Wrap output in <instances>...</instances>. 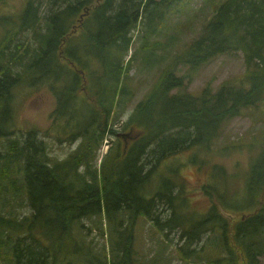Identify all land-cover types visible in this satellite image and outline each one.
I'll return each mask as SVG.
<instances>
[{
    "label": "trees",
    "instance_id": "obj_1",
    "mask_svg": "<svg viewBox=\"0 0 264 264\" xmlns=\"http://www.w3.org/2000/svg\"><path fill=\"white\" fill-rule=\"evenodd\" d=\"M96 1L28 0L20 27L32 32L31 41L11 50L0 47V109L11 111V92L19 84L50 83L57 100L53 115L78 116L72 137H82L76 152L58 161L51 160L36 129L22 138H7L6 152L0 150V254L8 257V264H59L60 251L74 250L68 244L76 220L103 213L111 218L126 210L131 220L112 250L113 260L93 254L90 264H132L133 227L141 214L165 234L178 233L186 260L200 252L196 244L218 231L223 254L193 264H262L264 145L251 161L247 178L246 194L255 209L233 224L217 204L202 216L184 211L187 203L173 177H164L151 196L143 191L161 161L196 145L210 149L225 123L264 100V0L212 1V17L200 36L178 53L123 124V129L136 127L139 132L127 147L117 145L115 153L110 151L100 179L90 161L107 133L117 134L112 124L119 112L114 117L113 111L131 94L123 81L134 59L132 54L125 62L132 32L143 24L147 34L154 35L168 10L185 0ZM45 2L47 10L42 8ZM76 24L83 36L72 43ZM144 38L143 51H148L147 35ZM232 52H242L247 65L238 83L229 81L217 90L208 86L199 95L180 91L185 82L176 75L180 66L199 68ZM90 58L102 65L99 81L96 72L84 66ZM174 89L178 91L172 93ZM10 134L0 128V140ZM83 165L91 179L79 171ZM219 168L228 182L226 169ZM9 206L13 208L5 211ZM19 206H27L31 214L20 217Z\"/></svg>",
    "mask_w": 264,
    "mask_h": 264
},
{
    "label": "rangeland",
    "instance_id": "obj_2",
    "mask_svg": "<svg viewBox=\"0 0 264 264\" xmlns=\"http://www.w3.org/2000/svg\"><path fill=\"white\" fill-rule=\"evenodd\" d=\"M212 1L214 0H185L183 6L173 5L152 36L147 34L143 24H138L132 32L133 44L125 62L132 54L134 59L129 71H125L123 81L124 87L130 89L131 94L128 100L125 99V103L113 111L114 117L119 112L116 121L113 120L112 124L117 134L107 133L90 161L91 170L97 172L99 179L102 175V162L108 160L111 152H116L117 145L121 146V149L127 145L122 136L125 134L133 138L139 132L136 127L123 129V124L130 119L138 103L156 86L161 75L172 66L178 53L200 36L203 26L212 17L214 6ZM27 3L28 0H0V17L3 18L0 19L1 48L8 45L5 49L11 50L16 44L31 41L32 32L20 27V17ZM95 5L97 4H93ZM47 7L45 2L42 8L47 10ZM77 31L73 34L72 43L79 42L83 36L82 31ZM146 35L150 47H146L148 51H143L146 46L144 38ZM98 62L92 58L89 62L84 61L86 71L96 72L94 76L97 81L103 73L102 65ZM246 70L244 54L232 52L219 56L199 68L193 69L182 65L176 75L185 77L183 89L180 91L199 95L208 86L217 90L226 82L238 83ZM88 72L86 76L89 81ZM87 85L85 81V86ZM89 85L91 86V82ZM177 91L178 89H174L172 93ZM11 93V111L0 109V128L11 133L0 140V150L3 153L6 152L5 143L8 137L22 138L31 129H36L38 138L44 139L51 160H65L76 152L82 137L78 134L75 138L72 136L79 118L78 116L72 118L71 114L60 118L53 115L57 100L50 83L37 82L31 85L26 81L12 89ZM262 145H264V100L257 105L243 108L238 116L225 123L220 136L214 140L210 149L196 145L161 161L155 167L143 192L151 196L160 188L164 177H173L178 184L177 189L182 191L187 203L184 211L202 216L209 211L212 204H217L220 212L233 224L244 213L248 214L255 209L246 194V186L251 161ZM220 166L226 169L229 183ZM150 168L151 165L147 167ZM79 171L87 174L88 179L92 178L91 174L87 173L86 165L81 166ZM228 191L230 196L227 195ZM220 197H225L223 203ZM13 202L14 205L11 204L13 207L18 205L16 200ZM12 206L4 210L8 212L13 208ZM16 214L24 217L25 214H31V210L27 206H19ZM130 220L131 212L126 210L111 218L103 213L76 220L72 227L74 239L68 244L74 250L60 251L59 264H90L88 260L93 254L105 256L112 261V250ZM218 235V231L213 235H206L196 244V248L201 249L200 252L186 260L179 251L182 242L178 233L165 234L147 216L141 214L135 220L133 227L132 264H186L185 261L193 264L215 258L223 254ZM7 258L5 254H0V264H8ZM261 262L264 264V256Z\"/></svg>",
    "mask_w": 264,
    "mask_h": 264
},
{
    "label": "flooded vegetation",
    "instance_id": "obj_3",
    "mask_svg": "<svg viewBox=\"0 0 264 264\" xmlns=\"http://www.w3.org/2000/svg\"><path fill=\"white\" fill-rule=\"evenodd\" d=\"M76 28H78V25H73V29L75 31H76ZM122 137L125 139V142H126L127 145H128V143L133 141V139L131 137H129V135H125L124 134ZM128 139H131V140H128ZM127 145H126V147H127Z\"/></svg>",
    "mask_w": 264,
    "mask_h": 264
},
{
    "label": "water",
    "instance_id": "obj_4",
    "mask_svg": "<svg viewBox=\"0 0 264 264\" xmlns=\"http://www.w3.org/2000/svg\"><path fill=\"white\" fill-rule=\"evenodd\" d=\"M83 18H84V15L81 16V19H83Z\"/></svg>",
    "mask_w": 264,
    "mask_h": 264
}]
</instances>
